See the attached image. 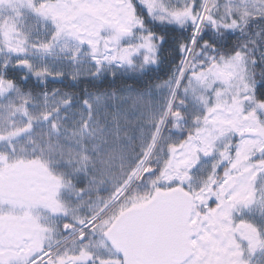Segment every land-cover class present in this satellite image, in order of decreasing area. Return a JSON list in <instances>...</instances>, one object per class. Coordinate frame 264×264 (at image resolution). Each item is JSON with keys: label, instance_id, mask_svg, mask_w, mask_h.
<instances>
[{"label": "snow or ice", "instance_id": "obj_1", "mask_svg": "<svg viewBox=\"0 0 264 264\" xmlns=\"http://www.w3.org/2000/svg\"><path fill=\"white\" fill-rule=\"evenodd\" d=\"M0 264H264V0H0Z\"/></svg>", "mask_w": 264, "mask_h": 264}, {"label": "trees", "instance_id": "obj_2", "mask_svg": "<svg viewBox=\"0 0 264 264\" xmlns=\"http://www.w3.org/2000/svg\"><path fill=\"white\" fill-rule=\"evenodd\" d=\"M49 89H52V88H61L62 90H66L64 89V85L63 84H60V83H52V84H49ZM81 87H83V85H81Z\"/></svg>", "mask_w": 264, "mask_h": 264}]
</instances>
